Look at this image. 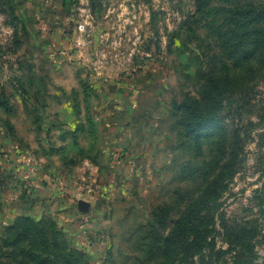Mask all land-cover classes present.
Masks as SVG:
<instances>
[{"label": "rangeland", "instance_id": "374dc122", "mask_svg": "<svg viewBox=\"0 0 264 264\" xmlns=\"http://www.w3.org/2000/svg\"><path fill=\"white\" fill-rule=\"evenodd\" d=\"M197 1L0 0V264H264V0Z\"/></svg>", "mask_w": 264, "mask_h": 264}, {"label": "trees", "instance_id": "16d2710c", "mask_svg": "<svg viewBox=\"0 0 264 264\" xmlns=\"http://www.w3.org/2000/svg\"><path fill=\"white\" fill-rule=\"evenodd\" d=\"M225 2V0H223ZM227 1V0H226ZM197 10H201V8L203 7V3L201 0L197 1ZM248 6H251L249 9L245 10V9H241L236 11L237 15H243L242 19L248 21L249 16L253 15L256 16L254 17L255 19L253 20V22L255 23V27L254 30L259 32L262 35V42L260 47L262 48V50L264 49V26H262V24L264 23V4L259 6V7H255L254 4H250ZM244 25V24H243ZM241 23V26H243ZM248 53V52H247ZM219 82L218 78H215V76L213 77V81L212 84L217 85V83ZM196 100H191L188 102H184L182 105L186 108V110L191 112V120L188 121L187 123V127L191 130H195L196 134L199 135L201 134V126L202 123L205 120V114L202 113L201 109L199 107H197L196 104ZM180 225V233L183 235L186 234H190V232H192L193 230H195V223L194 221L188 217L182 221L177 222ZM171 239V237L169 238ZM168 240V238H167Z\"/></svg>", "mask_w": 264, "mask_h": 264}, {"label": "water", "instance_id": "95a60500", "mask_svg": "<svg viewBox=\"0 0 264 264\" xmlns=\"http://www.w3.org/2000/svg\"><path fill=\"white\" fill-rule=\"evenodd\" d=\"M78 207H79L80 211L87 213L90 210L91 204H90V202H88L84 199H81L78 203Z\"/></svg>", "mask_w": 264, "mask_h": 264}]
</instances>
